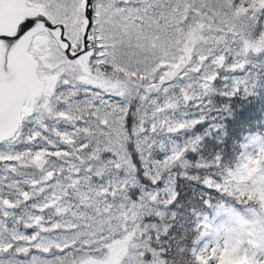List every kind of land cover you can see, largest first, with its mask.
<instances>
[{"label":"snow or ice","instance_id":"6c2138e0","mask_svg":"<svg viewBox=\"0 0 264 264\" xmlns=\"http://www.w3.org/2000/svg\"><path fill=\"white\" fill-rule=\"evenodd\" d=\"M262 84L264 0H0V264H264Z\"/></svg>","mask_w":264,"mask_h":264},{"label":"trees","instance_id":"16d2710c","mask_svg":"<svg viewBox=\"0 0 264 264\" xmlns=\"http://www.w3.org/2000/svg\"><path fill=\"white\" fill-rule=\"evenodd\" d=\"M217 102H224V98H217ZM228 102L232 105L233 111L232 115L225 116L226 126H232L245 119L264 118V84L256 90V94L247 98H232ZM183 195L185 198H197L194 196L192 187H186Z\"/></svg>","mask_w":264,"mask_h":264},{"label":"rangeland","instance_id":"374dc122","mask_svg":"<svg viewBox=\"0 0 264 264\" xmlns=\"http://www.w3.org/2000/svg\"><path fill=\"white\" fill-rule=\"evenodd\" d=\"M226 264H232V261L229 259L227 260Z\"/></svg>","mask_w":264,"mask_h":264}]
</instances>
